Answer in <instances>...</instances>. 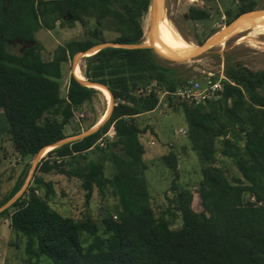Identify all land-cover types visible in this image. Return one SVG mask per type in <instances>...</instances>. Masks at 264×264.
<instances>
[{
	"label": "trees",
	"instance_id": "1",
	"mask_svg": "<svg viewBox=\"0 0 264 264\" xmlns=\"http://www.w3.org/2000/svg\"><path fill=\"white\" fill-rule=\"evenodd\" d=\"M204 1L224 4L218 14L228 26L264 2ZM151 6L152 0H0V139L22 159L67 139L76 112L104 95L71 75L63 96L65 64L105 43L141 45ZM211 17V11L189 9L194 22ZM78 25L85 38L60 45L53 59L45 60L36 34ZM216 32L197 44L203 46ZM16 42L33 45L16 55L8 48ZM82 64L84 78L112 94V114L92 134L44 155L30 185L0 212L9 221L10 246L23 247L30 263L47 258L52 264H264V70L226 66L218 98L194 106L175 96L189 80L152 48L107 47L83 57ZM162 96L182 110L187 139L202 165L199 212L193 192L179 184L180 155L174 150L161 161L173 177V197L168 192L166 197L175 212L158 216L150 204L142 136L154 130L142 119L158 109ZM111 131L105 153L100 143ZM219 157L230 160L238 175L229 177ZM108 161L115 168L112 176ZM29 172L28 167L0 200V209L20 194ZM52 174L81 182L79 217L50 205L56 191L45 176ZM96 194L104 210L100 218L91 209Z\"/></svg>",
	"mask_w": 264,
	"mask_h": 264
},
{
	"label": "rangeland",
	"instance_id": "2",
	"mask_svg": "<svg viewBox=\"0 0 264 264\" xmlns=\"http://www.w3.org/2000/svg\"><path fill=\"white\" fill-rule=\"evenodd\" d=\"M224 1L230 3L232 0ZM192 6L211 11V19L205 22L192 21L189 18V9ZM161 7L163 9L162 17L154 34L153 29L151 30V12L145 17V36L141 46L154 44L156 32H158L161 25L168 26L174 35L179 36L190 46L201 48L211 40L213 44V41L227 30H236L245 24L260 22V24L258 23L248 28V30L242 28L239 31H234L232 35L225 37L224 41H218L210 49H203L202 52L194 56H179L175 59H167L165 55L163 57L158 54L162 59L168 61L171 66L179 67L187 80L204 82L210 76L214 79L225 78L224 70L226 66L243 67L253 73L264 70V50L254 43L256 40L264 43V24L262 23L264 21V2H260L255 11L240 20L238 19V22L236 21L230 26L225 25L226 19L224 15L222 14L220 17L218 14L224 12V4L218 6L217 4L207 3L204 0H162ZM214 30L217 32L203 46L197 44L198 40L205 38ZM106 36L108 39L114 38L112 33H107ZM36 38L43 47V58L51 60L60 45H65L73 40L84 39L85 31L79 25L73 29L57 27L54 31L41 30L36 34ZM31 45L33 44L16 42L8 44V48L11 53L22 55L24 50ZM82 60L83 58L77 60L74 58L65 64L62 80L63 96L67 92L71 75L75 74L80 80H85L81 69ZM76 64L81 70L79 75L76 73ZM107 101L105 95L104 98L100 96L94 99L92 103L82 107L81 111L76 112L74 121L66 129L68 139L87 133V128L101 119L104 113L106 114L109 105ZM142 120L143 126L150 125L154 130L153 133L142 136V141L147 149L146 161L149 165V170L146 173V177L152 194L150 204L157 215L160 216L167 211L175 212L166 197V193H169L171 188L173 177L161 161L162 156L167 155L171 150L180 155L179 184L193 192L195 195L194 209L198 212L201 211L197 192L202 180V165L197 155L191 150L187 133H185L187 132V124L182 110L176 109L174 106L171 107L165 97L162 96L158 109L144 116ZM113 136L114 133L111 131L108 137L100 143V147L105 153L109 152L108 142L112 140ZM45 154L46 150L36 157L22 159L6 138L0 139V200L15 187L25 170L29 167V177L19 195L23 194L33 180L36 167L39 164L38 161L42 156L44 158ZM219 161L221 162L220 166L226 170L229 177L238 175L230 160L219 157ZM107 169L108 175L112 176L115 168L110 161L107 162ZM45 180L54 183L56 195L50 202L52 208L64 216L79 217L84 209L81 182L79 180H70L57 174L45 176ZM168 195L170 198L173 197V193ZM114 203V199H109V204L113 205ZM91 209L94 216L99 218L104 212L97 194L91 202ZM180 225L181 221H179L177 227ZM11 240L9 221L5 218H0V264H52L47 258H42L39 262L33 260L30 263L23 247L18 249L10 246Z\"/></svg>",
	"mask_w": 264,
	"mask_h": 264
},
{
	"label": "bare ground",
	"instance_id": "3",
	"mask_svg": "<svg viewBox=\"0 0 264 264\" xmlns=\"http://www.w3.org/2000/svg\"><path fill=\"white\" fill-rule=\"evenodd\" d=\"M156 3L158 4L160 11H159L158 20H157V23L155 25V28H153V34L155 33V30L157 28V25L159 23L160 18L162 17V10H163L161 7L162 0H156ZM258 23L260 24V22H253L250 24H245L236 30L239 31L242 28H244V29L246 28V30H248V28L253 27ZM262 23L264 24V21ZM236 30L232 29V30L225 31V33H223L218 38H216L213 41V43H216L218 41H221V42L224 41L225 37L232 35L233 32ZM156 33H157L156 34V41L154 42V44L151 43L150 45L157 48L161 52V54L163 53L162 55L163 56L165 55L167 58L175 59V58H178L179 56L180 57L194 56L200 51L199 48L190 46L186 41L181 39L179 36L174 35L172 33V31L166 25H161L158 29V32H156ZM254 43L256 45H259L260 48L262 50H264V43L263 42L256 40V41H254ZM76 73L78 75L81 73L80 67L77 64H76ZM81 81H84V80H81ZM101 90L104 93V95L106 96V99L108 100L107 102L109 104L106 114L102 117V119L100 121V122H104V120L107 118V116L110 113V110L112 108V97L106 89H101ZM97 126L98 125H96L94 128H96ZM52 149H53V147L46 149V153L51 151Z\"/></svg>",
	"mask_w": 264,
	"mask_h": 264
},
{
	"label": "water",
	"instance_id": "4",
	"mask_svg": "<svg viewBox=\"0 0 264 264\" xmlns=\"http://www.w3.org/2000/svg\"><path fill=\"white\" fill-rule=\"evenodd\" d=\"M163 6V5H162ZM159 11H160V8H159V6H158V4L156 3V0H152V6H151V10H150V12H151V15H152V28H151V30L153 29V28H155V25H156V23H157V20H158V15H159ZM250 14V13H249ZM246 15H248V14H245V15H243L242 17H244V16H246ZM241 17V18H242ZM240 18V19H241ZM239 19V20H240ZM212 41V40H211ZM211 41H209V42H207L203 47H201V48H199L200 49V51L199 52H202L203 51V49H210L214 44H216V43H213L212 44V42ZM107 47H124V48H127V49H137V48H152V49H154L155 51H156V53L157 54H159L160 56H163L155 47H153L152 45H149V46H141V45H117V44H114V43H105V44H102V45H99V46H97V47H95V48H93L91 51H89L88 53H80V54H78L76 57H75V60H77V59H79V58H83V57H86V56H89V54H95V53H97V52H99L100 50H102V49H104V48H107ZM198 52V53H199ZM197 53V54H198ZM196 54V55H197ZM163 57H165V56H163ZM165 58H167V57H165ZM167 59H170V58H167ZM74 76H75V74H74ZM75 78L77 79V80H79L76 76H75ZM82 84H84V85H86V86H88V87H92V88H95V89H98L99 91H101L102 92V90L101 89H106L109 93H110V91L106 88V87H104V86H102V85H99V84H93V83H89L86 79L84 80V81H81V80H79ZM110 95H111V97H112V108H111V110H110V113L108 114V116H107V118L104 120V122H99L97 125V127L96 128H93L92 130H90V131H88L87 133H85V134H83V135H80V136H78V137H75V138H72V139H65V140H63V141H61V142H59V143H57L56 145H53L52 147H53V149H55V148H58V147H60L61 145H64V144H67V143H70V142H73V141H76V140H80V139H83V138H85V137H87L88 135H90V134H92L93 132H95L97 129H99V127L101 126V125H103L109 118H110V116H111V114H112V111H113V107H114V99H113V96H112V94L110 93ZM42 158H43V156L41 157V159L38 161V163L42 160ZM22 195V194H21ZM21 195H17L13 200H11L8 204H6L3 208H1L0 209V212L2 211V210H4L5 208H7V207H9L10 205H12Z\"/></svg>",
	"mask_w": 264,
	"mask_h": 264
},
{
	"label": "built area",
	"instance_id": "5",
	"mask_svg": "<svg viewBox=\"0 0 264 264\" xmlns=\"http://www.w3.org/2000/svg\"><path fill=\"white\" fill-rule=\"evenodd\" d=\"M224 79V77L214 79L210 76L204 82L200 80L188 81L178 90L175 96L181 101H185L194 106L205 104L209 100L218 98V93L222 90V81Z\"/></svg>",
	"mask_w": 264,
	"mask_h": 264
}]
</instances>
